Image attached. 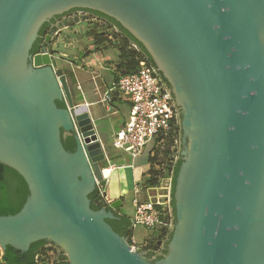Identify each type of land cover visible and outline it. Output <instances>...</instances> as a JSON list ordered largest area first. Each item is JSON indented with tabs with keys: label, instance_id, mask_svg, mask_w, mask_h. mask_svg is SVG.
<instances>
[{
	"label": "water",
	"instance_id": "water-1",
	"mask_svg": "<svg viewBox=\"0 0 264 264\" xmlns=\"http://www.w3.org/2000/svg\"><path fill=\"white\" fill-rule=\"evenodd\" d=\"M73 8L128 30L181 108L176 221L159 260L105 221L120 199L90 208L107 182L96 123L54 51L29 53L41 25ZM0 163L29 188L17 213L0 215V255L46 240L69 264H264V0H0Z\"/></svg>",
	"mask_w": 264,
	"mask_h": 264
},
{
	"label": "built area",
	"instance_id": "built-area-1",
	"mask_svg": "<svg viewBox=\"0 0 264 264\" xmlns=\"http://www.w3.org/2000/svg\"><path fill=\"white\" fill-rule=\"evenodd\" d=\"M75 15L81 18H93L85 10H78L73 16ZM132 46L140 51L135 44ZM115 92L128 101L129 109L124 124L111 135L112 147L136 158L142 153L147 143H153L149 151L152 154L154 146L169 137L172 140V146L176 147L173 161L177 160L179 153L177 145H180L178 110L169 87L144 55L141 54L139 65L135 70L120 74L103 92L101 101L105 103L107 111L111 110L112 94ZM75 132L79 135L77 127H75ZM108 167L112 169L115 165L108 160ZM139 183L134 185V195L131 200L134 208L133 214L129 216L131 230L133 231L137 226L150 230L156 229L157 235L163 233L162 239L164 240L172 227L171 175L161 178L156 186L142 189ZM96 187L101 199L105 198L109 202L107 195H104L103 187L98 184ZM126 239L132 246V250L144 251L146 255L151 253L152 258L162 249V243H159L156 248H149L147 240L139 244L133 233ZM35 258L36 264L41 262L57 264V259L51 250ZM0 264L5 263L0 261Z\"/></svg>",
	"mask_w": 264,
	"mask_h": 264
},
{
	"label": "trees",
	"instance_id": "trees-1",
	"mask_svg": "<svg viewBox=\"0 0 264 264\" xmlns=\"http://www.w3.org/2000/svg\"><path fill=\"white\" fill-rule=\"evenodd\" d=\"M83 10L93 14L95 17H98L99 20L106 22L108 26H114L119 30L118 34L122 37H119L118 40L120 44L118 47L119 61L117 63V70H121L120 74L135 70L139 65L141 54L144 55L148 62L155 67L152 57L146 51L144 46L138 40H136L117 20L99 11L90 9ZM43 36L44 31L42 29V31H39V36L37 38L36 44H34V47L30 51L31 53L38 51L37 42H41ZM87 36L90 39H93V43L97 47L101 46L102 44L108 45L107 42L111 43V41L108 40L109 37L105 35V32H99L95 35L92 34V36ZM130 43H134L140 51L135 52L130 47ZM68 74L69 76H72L70 72H68ZM116 79L117 78H115V80ZM56 104L58 107L65 106L64 102L60 101H56ZM180 131L181 130L179 129V132ZM61 141L63 147L67 151L72 152L75 150L76 143L73 134L64 135V133L61 132ZM171 145L172 140L171 138L167 137L160 144L154 146L152 154H149L148 156L149 170L147 173L142 175L139 185L142 189L156 186L159 184L161 178H165L169 176V174L171 175L170 205L173 213V222L175 223L176 215L174 190L182 159L179 156L177 160L173 161V151L170 149ZM160 156L168 160L167 164H163V162L160 160ZM107 165V163L103 164L104 167ZM28 195L29 188L24 178L15 169L0 163V215H13L17 213L22 208ZM88 198L90 200V208L92 210H99L101 208V195L97 187L88 194ZM119 199L122 200L121 198ZM106 209L111 210L110 207H107ZM112 212L114 215L113 218H106L105 221L116 233L125 238H129L132 234L129 216L119 208L112 210ZM172 234L173 229L166 234L164 240L162 239L163 233L158 234L156 239H151L150 244L148 242L149 248H156L159 243H162V249L161 252L154 258H152L151 253H148L147 258L153 261L161 259L167 252V245L171 240ZM48 250L53 251L57 259V264H69L66 255L52 242L46 240H38L31 243L29 249L25 252L7 245L3 253L0 255V261L1 263L5 264H36L35 257L37 255L44 254Z\"/></svg>",
	"mask_w": 264,
	"mask_h": 264
},
{
	"label": "crops",
	"instance_id": "crops-1",
	"mask_svg": "<svg viewBox=\"0 0 264 264\" xmlns=\"http://www.w3.org/2000/svg\"><path fill=\"white\" fill-rule=\"evenodd\" d=\"M73 17L74 16H65L60 20L62 26L59 27V34L54 35L52 49L60 43L63 44L64 48H73L72 57H70L69 53L63 51L59 53L64 61V70L72 74V76L67 75L70 87H72L73 90L71 91L72 98L77 104H84L86 106L95 123L100 119H105L108 123L106 129L98 128L96 123L97 133L104 145L108 159L115 165V167L111 169L109 176V169L107 168L105 172L104 168V172L107 176L106 180H109L110 175L115 171L114 169H132L130 174H116L114 178L115 194L107 198L110 202L119 199L122 193H131L132 195L134 185L141 180L139 176L141 171L136 173L137 170L135 169L139 156L134 158V163H117L114 159H124L126 155L112 146L105 147L107 144H111V135L126 121L129 103L120 94L115 92L112 94L111 110L107 111L105 103L101 101L102 94L120 74L117 70L118 51L115 48V42L113 40L110 46H95L93 39H90L85 34L87 28L82 27L83 20H71ZM81 35L79 46H76L73 44V39ZM114 39L116 40V38ZM112 50L113 52H111ZM114 51H116L117 54L114 53ZM80 52H83V55H80ZM109 148L113 150L112 157L108 153ZM149 154L150 152L148 156ZM118 208L121 210V207Z\"/></svg>",
	"mask_w": 264,
	"mask_h": 264
},
{
	"label": "rangeland",
	"instance_id": "rangeland-1",
	"mask_svg": "<svg viewBox=\"0 0 264 264\" xmlns=\"http://www.w3.org/2000/svg\"><path fill=\"white\" fill-rule=\"evenodd\" d=\"M69 14V13H68ZM74 14H69L68 16H73ZM83 20V25L82 27L83 28H87V31H85L87 35L89 36H92V34H96L98 32H105V35H107L109 37V41L113 42L114 38H113V35L117 34V32H119V30H115L114 28H112L111 26H108V24L106 22H103L101 20H99L98 17L95 18V20H90V19H87V18H81V17H77L76 15L71 18V20ZM86 19V20H85ZM82 35L78 38H75L73 39V44H75L76 46L78 45L79 46V39H81ZM115 42V48L117 49L118 51V47H119V44L120 42L118 41V39L114 40ZM108 45L106 44H102V46H110L111 43L110 42H107ZM131 45V43H130ZM131 48L137 52V50H135V48L131 45ZM54 50V57L56 58L57 60V63H58V66L61 67V68H65L64 67V61L62 60V57L59 55V53L61 51L63 52H66V53H69L70 57H72V52H73V48H64L63 47V44L60 43L59 45L57 46H54L53 48ZM113 52V50L111 51ZM114 53L117 54L116 51H114ZM80 55H83V52H80L79 53ZM111 54V53H110ZM116 54H113V55H116ZM141 58V57H140ZM117 60L119 61V51H118V56H117ZM63 61V62H62ZM120 71L121 73V70H118ZM67 75L68 72H66ZM112 84V83H111ZM110 84V86H111ZM97 127L98 128H101V129H106V127H108V123L106 122L105 119H100V120H97ZM179 133V141H180V132L178 131ZM180 144V143H179ZM107 146H112L111 144H107L105 147L107 148ZM180 145H177V148H179ZM153 147V143L152 142H149L146 144L144 150L142 151V154L139 155V157L137 158V161L138 163L136 164L135 166V169L137 170L136 173H139V171H141V174L139 173V176L142 178V173L145 174L147 173V171L149 170V163H148V153L150 151V149ZM176 147L175 146H170V149L173 151V156L174 157L176 155ZM117 150V149H116ZM112 151L110 148L108 149V153L109 155L112 157ZM119 151V150H118ZM179 151V149H178ZM121 152V151H119ZM123 153V152H122ZM125 154V153H123ZM125 158L124 159H114L115 161H117V163H120V162H123V163H134V158L129 155V154H125ZM160 160L163 162V164H167L168 160L162 158V156H160ZM113 160V161H114ZM105 164V162L103 163ZM106 169L105 168V172H106ZM115 171L110 175L109 177V180L106 182V184L103 186V190L104 192H106V195H107V198H110L112 196H114L115 192H114V186H115V181H114V178L116 176V174L118 173H125V174H130L132 169H129V168H126V169H114ZM134 194L131 195V193H125V194H121L120 195V198L122 199L121 202H122V206L121 207V210L127 214V215H132L133 212H134V208L132 206V203H131V200H132V197H133ZM132 233L134 234L135 238L137 239V241L139 242V244L143 243V241L147 240V242H149L150 244V240L152 238H156V235H157V232H156V229H153V230H150V229H147L143 226H137L136 228L133 229ZM154 233V235L152 234ZM149 237V238H148ZM148 238V239H147ZM148 244V245H149ZM60 250V249H59Z\"/></svg>",
	"mask_w": 264,
	"mask_h": 264
},
{
	"label": "flooded vegetation",
	"instance_id": "flooded-vegetation-1",
	"mask_svg": "<svg viewBox=\"0 0 264 264\" xmlns=\"http://www.w3.org/2000/svg\"><path fill=\"white\" fill-rule=\"evenodd\" d=\"M79 9H76V8H73V9H69L68 11H65V12H62L60 14H56L55 16H53L52 18H50L49 20L45 21L41 27L39 28L38 30V34H37V37L35 38V40L33 41L32 45H31V48L29 49V53H31V49L34 47V44H36V41H37V38L39 36V31H44V36L42 38V41L41 42H37V45H38V51H41L43 48H51L53 47V39H54V35L55 34H59V27L62 26V23H60V20L65 17V16H68L70 13L71 14H76L77 11ZM69 13V14H68ZM91 14V13H90ZM93 16L92 19L90 20H95V16L93 14H91ZM104 22V21H103ZM47 24V25H46ZM112 28H114L115 30H117L114 26H111ZM118 31V30H117ZM101 32V31H100ZM86 33V32H85ZM99 33V32H98ZM119 32H117V34L113 35V38H116L119 40V37H122L121 35L118 34ZM119 35V36H118ZM42 36V35H41ZM47 36H50L49 39H47ZM115 40V39H114ZM134 43H131V45H133ZM130 45V47H131ZM53 50V49H52ZM37 51V52H38ZM54 51V50H53ZM36 53V52H34ZM54 53V52H53ZM33 54V53H31ZM28 60V59H27ZM64 70V68H63ZM65 71V70H64ZM66 73V71H65ZM66 76H67V73H66ZM69 76V75H68ZM68 79V77H67ZM69 81V79H68ZM169 87V91H170V94L175 102V96L172 92V89L171 87L168 85ZM71 91L72 90V87H70ZM178 107V106H177ZM178 110H179V125H178V129L181 130V133H183V129H182V125H181V108L178 107ZM154 235V233H152ZM152 239H156L155 237L152 238Z\"/></svg>",
	"mask_w": 264,
	"mask_h": 264
},
{
	"label": "bare ground",
	"instance_id": "bare-ground-1",
	"mask_svg": "<svg viewBox=\"0 0 264 264\" xmlns=\"http://www.w3.org/2000/svg\"><path fill=\"white\" fill-rule=\"evenodd\" d=\"M106 168H108L109 169V173H108V176H109V174H110V171H111V168L110 167H106ZM103 174L106 176V174H105V172L103 171Z\"/></svg>",
	"mask_w": 264,
	"mask_h": 264
},
{
	"label": "clouds",
	"instance_id": "clouds-1",
	"mask_svg": "<svg viewBox=\"0 0 264 264\" xmlns=\"http://www.w3.org/2000/svg\"><path fill=\"white\" fill-rule=\"evenodd\" d=\"M108 160H109V159H108ZM109 161H110V160H109ZM110 162H111V161H110ZM105 163H107V164H108V161H107V162H105ZM106 167H108V165H107V166H105V168H106ZM110 202H111V201H110Z\"/></svg>",
	"mask_w": 264,
	"mask_h": 264
}]
</instances>
